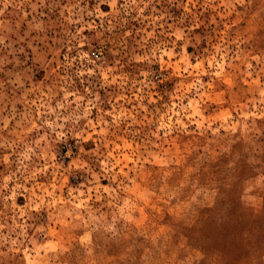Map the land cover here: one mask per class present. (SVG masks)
<instances>
[{
    "label": "rangeland",
    "instance_id": "rangeland-1",
    "mask_svg": "<svg viewBox=\"0 0 264 264\" xmlns=\"http://www.w3.org/2000/svg\"><path fill=\"white\" fill-rule=\"evenodd\" d=\"M219 258L264 264V0H0V264Z\"/></svg>",
    "mask_w": 264,
    "mask_h": 264
},
{
    "label": "trees",
    "instance_id": "trees-1",
    "mask_svg": "<svg viewBox=\"0 0 264 264\" xmlns=\"http://www.w3.org/2000/svg\"><path fill=\"white\" fill-rule=\"evenodd\" d=\"M231 243V242H230ZM234 253V254H238V250H237V247H234L233 244H230V246H226V250L224 252V255H226V253ZM221 253V252H219ZM222 255V254H221ZM219 264H226V262L224 261V259L222 258H219Z\"/></svg>",
    "mask_w": 264,
    "mask_h": 264
}]
</instances>
